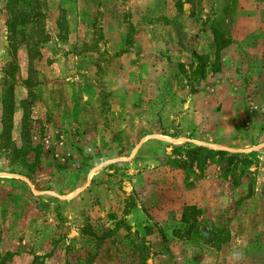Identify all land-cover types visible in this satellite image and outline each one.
<instances>
[{
  "label": "rangeland",
  "instance_id": "rangeland-1",
  "mask_svg": "<svg viewBox=\"0 0 264 264\" xmlns=\"http://www.w3.org/2000/svg\"><path fill=\"white\" fill-rule=\"evenodd\" d=\"M12 7L41 14L11 49L0 0L1 262L264 264V0Z\"/></svg>",
  "mask_w": 264,
  "mask_h": 264
},
{
  "label": "trees",
  "instance_id": "trees-1",
  "mask_svg": "<svg viewBox=\"0 0 264 264\" xmlns=\"http://www.w3.org/2000/svg\"><path fill=\"white\" fill-rule=\"evenodd\" d=\"M13 1L14 0H7V8H6V11L8 10L9 12V19L6 22V27H7V34L9 36L8 37L9 47H11V49L16 42V37L18 33L20 35L21 40H23V37H25V36L21 37L22 31H19L16 27L21 26L23 23L28 22L27 21L28 19L33 20V16H34V19H37L38 16L41 14L38 11L37 12L35 11L27 12L26 11V12L17 13V15H14L13 13L15 11H13L14 7H12ZM15 1L22 2V0H15ZM204 153L210 154L216 157L217 162L219 164H223L224 167L222 168V172L228 171L229 173L231 172L232 175L234 174V171L231 170L232 168L230 169L228 167L231 161L233 160L236 161L235 155L232 153H227L223 150L211 151L201 146H196L193 148L185 149L184 157L190 167L195 166L197 167V171L201 172L202 166H203ZM186 161L184 160V162ZM199 212L200 211L196 209L194 206H185L182 209V212L180 215V222L182 224H187L188 230L186 231V233H188L189 229L193 227L192 223L196 221V216L199 214ZM135 249H136L137 259H139V261L142 262L143 264V260H145L147 256V250H148L147 247H145L142 243H139L138 245H136ZM0 264H3L1 260H0Z\"/></svg>",
  "mask_w": 264,
  "mask_h": 264
},
{
  "label": "water",
  "instance_id": "water-1",
  "mask_svg": "<svg viewBox=\"0 0 264 264\" xmlns=\"http://www.w3.org/2000/svg\"><path fill=\"white\" fill-rule=\"evenodd\" d=\"M170 143H174V141H169Z\"/></svg>",
  "mask_w": 264,
  "mask_h": 264
}]
</instances>
